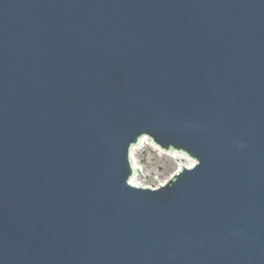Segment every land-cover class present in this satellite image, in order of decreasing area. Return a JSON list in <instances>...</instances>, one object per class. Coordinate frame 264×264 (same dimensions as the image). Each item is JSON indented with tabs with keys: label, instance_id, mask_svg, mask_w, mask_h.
Here are the masks:
<instances>
[{
	"label": "water",
	"instance_id": "obj_1",
	"mask_svg": "<svg viewBox=\"0 0 264 264\" xmlns=\"http://www.w3.org/2000/svg\"><path fill=\"white\" fill-rule=\"evenodd\" d=\"M0 264H264V0H0Z\"/></svg>",
	"mask_w": 264,
	"mask_h": 264
},
{
	"label": "rangeland",
	"instance_id": "obj_2",
	"mask_svg": "<svg viewBox=\"0 0 264 264\" xmlns=\"http://www.w3.org/2000/svg\"><path fill=\"white\" fill-rule=\"evenodd\" d=\"M133 158L142 169L143 178L139 177L137 182L145 187L154 188L167 181L177 170L178 165L170 159V156L161 153L149 145L133 151ZM186 166L189 163L182 160L179 162Z\"/></svg>",
	"mask_w": 264,
	"mask_h": 264
},
{
	"label": "bare ground",
	"instance_id": "obj_3",
	"mask_svg": "<svg viewBox=\"0 0 264 264\" xmlns=\"http://www.w3.org/2000/svg\"><path fill=\"white\" fill-rule=\"evenodd\" d=\"M147 144H149L148 140L145 139V138H143V139H141L139 141L138 146H137V149H141L144 146H146ZM169 156H170V159H172V161H174V162L177 163V165H178V168L177 169H179L180 167L183 166L179 162H181L182 160L188 159L185 156H182L181 154H176V153H170ZM188 163H189V165L192 164L191 161H189ZM133 166H134V169L135 170H134V175L131 178V183L137 185L138 184V182H137L138 178L139 177L143 178L144 176H143L142 169L140 168V166H138L136 164L134 158H133ZM188 166H186V167H188Z\"/></svg>",
	"mask_w": 264,
	"mask_h": 264
}]
</instances>
